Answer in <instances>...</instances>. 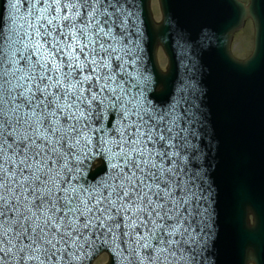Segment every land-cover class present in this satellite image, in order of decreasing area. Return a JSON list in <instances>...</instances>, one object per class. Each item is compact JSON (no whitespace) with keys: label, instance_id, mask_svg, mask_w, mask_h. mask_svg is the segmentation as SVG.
<instances>
[{"label":"snow or ice","instance_id":"obj_1","mask_svg":"<svg viewBox=\"0 0 264 264\" xmlns=\"http://www.w3.org/2000/svg\"><path fill=\"white\" fill-rule=\"evenodd\" d=\"M141 2L0 0V264H207L199 107L146 94Z\"/></svg>","mask_w":264,"mask_h":264},{"label":"water","instance_id":"obj_2","mask_svg":"<svg viewBox=\"0 0 264 264\" xmlns=\"http://www.w3.org/2000/svg\"><path fill=\"white\" fill-rule=\"evenodd\" d=\"M214 1L219 19L212 33L222 40L233 87L232 98L191 99L202 123V151L196 164L205 169L211 186L213 260L207 264H264V0H249L247 7L236 0ZM247 16L254 25V51L243 63L235 62L229 57L230 37ZM160 41L166 47L158 33L154 48ZM173 72L171 68L166 91ZM231 99L235 108L227 106ZM248 214L253 215V225L248 224Z\"/></svg>","mask_w":264,"mask_h":264},{"label":"rangeland","instance_id":"obj_3","mask_svg":"<svg viewBox=\"0 0 264 264\" xmlns=\"http://www.w3.org/2000/svg\"><path fill=\"white\" fill-rule=\"evenodd\" d=\"M247 2V0H241ZM150 8L152 16L155 21L160 20V11L157 0H150ZM252 35L253 29L250 19H246L242 27L237 30L231 39L230 48L231 53L236 58H245L251 51L252 48ZM157 60L160 65L164 67L166 59L160 48L157 49ZM106 262V256L101 254L97 257L93 264H104Z\"/></svg>","mask_w":264,"mask_h":264}]
</instances>
